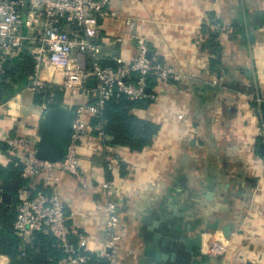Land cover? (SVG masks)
I'll return each instance as SVG.
<instances>
[{"label":"crops","instance_id":"1","mask_svg":"<svg viewBox=\"0 0 264 264\" xmlns=\"http://www.w3.org/2000/svg\"><path fill=\"white\" fill-rule=\"evenodd\" d=\"M112 9L119 20L99 23L104 59L128 62L137 51L131 34L142 35L151 59L180 75L158 87L146 110L136 111L161 127L152 145L140 153L105 149L88 132L79 148L83 174L94 185L116 186L121 262L264 264V143L260 113L251 106L257 99L264 103V0H113ZM126 19L135 22L128 35ZM23 52L32 57L31 47ZM60 78L54 76V85ZM215 80L219 85H212ZM13 87L0 104L1 142L5 135L31 137L40 131L43 112L28 82ZM84 101L81 94H68L62 106ZM9 158L0 152V163L7 165ZM58 192L66 210L75 212L69 226L90 236V253L100 255L107 237V215L99 209L104 196L81 189L67 175ZM166 214L171 218L153 229ZM218 218L221 225H233L231 249L212 259L204 253L208 242L226 241L221 231L206 229ZM199 232H204L202 246L188 252L183 240ZM156 234V250L174 254V261L145 254ZM0 264L8 259L0 256Z\"/></svg>","mask_w":264,"mask_h":264},{"label":"built area","instance_id":"2","mask_svg":"<svg viewBox=\"0 0 264 264\" xmlns=\"http://www.w3.org/2000/svg\"><path fill=\"white\" fill-rule=\"evenodd\" d=\"M112 2L0 0V79L7 72L9 60L18 57L28 46L35 61L33 75L29 78L32 91L39 93L54 85V76L58 74L63 77L61 85H58L61 89L72 96L81 94L85 97L84 102L70 107L74 111V119L63 161L47 162L36 157L38 133L31 137L25 134L5 135L2 140L9 153L22 163L23 180L32 183L39 178L43 180L42 189L38 191H29L34 189L32 183L30 187L18 189L14 229L24 243L31 241L37 232L55 237L66 254V260L56 264H101V259L108 264H123L119 258L123 237L116 186L109 181L94 185L83 174L79 148L88 132L93 131L104 147L106 137L102 124L92 126L91 122L101 116L108 101L125 97L132 102L146 99L154 102L162 83L180 79L173 68L148 58L149 48L142 35L131 34L137 51L128 62L114 60L111 64L105 63L107 60L103 58L98 42L99 23L119 20L118 13L112 9ZM124 22L128 30L125 34L128 35L135 28V22L132 19ZM47 73L53 74V78H47ZM151 77L156 81L155 86L150 85ZM212 85L219 83L215 80ZM262 103V99H257V104ZM43 107L46 108L45 105ZM259 136L264 143V124L260 126ZM64 175L74 177L81 189H92L105 198V204L99 205V209L107 215V237L102 245L103 252L95 261L87 255L93 239L68 224L75 212L66 210L58 192ZM74 235L76 244L71 242ZM230 249L228 239L211 240L204 253L216 259L227 255Z\"/></svg>","mask_w":264,"mask_h":264},{"label":"trees","instance_id":"3","mask_svg":"<svg viewBox=\"0 0 264 264\" xmlns=\"http://www.w3.org/2000/svg\"><path fill=\"white\" fill-rule=\"evenodd\" d=\"M215 38L210 36V41ZM111 64V61H106ZM35 61L28 53L23 52L18 57L11 58L7 65V72L0 79V104L8 100L13 92V84L26 83L33 75ZM150 85L155 86L156 81L150 78ZM93 84V82H91ZM68 93L57 85H51L39 93L34 94V104L45 105L47 108L60 107L66 101ZM153 101L142 100L132 102L125 97L113 98L107 102L99 118H94L92 126L102 124L105 134L104 147H127L134 153L142 152L152 145L161 127L159 124L143 119L136 114L137 110H146ZM251 106L259 111L261 124H264V103L252 102ZM95 136V131L92 132ZM109 139V141H107ZM0 152L8 154L5 144L0 141ZM9 163H0V256L8 259L9 264H56L66 260V254L60 247L58 240L49 233L37 232L31 241L22 242L14 229L16 209L18 204L17 191L20 187H30L32 182L21 178L22 163L14 155L9 153ZM264 157V155H263ZM34 189L30 192L42 189L43 180L37 179L33 183ZM8 194V201H3V194ZM80 231V230H78ZM81 232V231H80ZM73 244L77 238L71 237ZM92 261L97 260V255L87 252ZM101 264H108L101 259ZM249 264V263H248Z\"/></svg>","mask_w":264,"mask_h":264},{"label":"water","instance_id":"4","mask_svg":"<svg viewBox=\"0 0 264 264\" xmlns=\"http://www.w3.org/2000/svg\"><path fill=\"white\" fill-rule=\"evenodd\" d=\"M151 59V53H148ZM74 119V111L64 106L55 108H45L42 114L39 138L36 143V157L47 162H61L65 159L67 148L70 141L72 131V123ZM260 151L264 153V145H260ZM9 195L3 194L2 200L8 201ZM177 215V213H174ZM171 215L166 214L159 221H154L152 228L157 229L159 224ZM231 223L221 225V219H216L212 223L206 225L208 231H221L225 239H230L232 235ZM204 233V232H203ZM203 233L199 232L195 237H188L183 243L188 252H192L195 248H200L203 244ZM158 234L153 237L152 245L147 247L145 254L155 261H174L175 255L164 254L156 250L158 245ZM167 243L161 245L166 246ZM107 253L109 250L107 249Z\"/></svg>","mask_w":264,"mask_h":264},{"label":"rangeland","instance_id":"5","mask_svg":"<svg viewBox=\"0 0 264 264\" xmlns=\"http://www.w3.org/2000/svg\"><path fill=\"white\" fill-rule=\"evenodd\" d=\"M61 79V81H60V85H61V82H62V79H63V77L62 78H60ZM47 81V80H46ZM28 88L31 90V87H30V82H29V79H28ZM32 91V90H31ZM34 92V94H36V92L35 91H33ZM46 107V106H45ZM40 108H41V110H42V112H44V107L43 106H40ZM47 108V107H46Z\"/></svg>","mask_w":264,"mask_h":264}]
</instances>
